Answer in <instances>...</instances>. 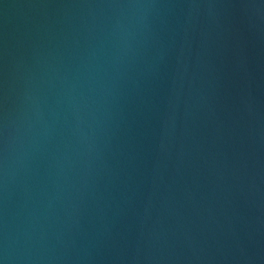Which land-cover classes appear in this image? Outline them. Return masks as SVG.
I'll return each mask as SVG.
<instances>
[{
  "label": "water",
  "instance_id": "obj_1",
  "mask_svg": "<svg viewBox=\"0 0 264 264\" xmlns=\"http://www.w3.org/2000/svg\"><path fill=\"white\" fill-rule=\"evenodd\" d=\"M0 264H264V0H0Z\"/></svg>",
  "mask_w": 264,
  "mask_h": 264
}]
</instances>
